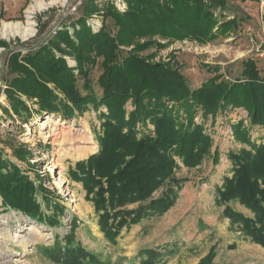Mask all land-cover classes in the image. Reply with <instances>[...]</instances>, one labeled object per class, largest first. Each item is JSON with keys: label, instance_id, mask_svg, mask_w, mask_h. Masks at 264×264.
Segmentation results:
<instances>
[{"label": "trees", "instance_id": "trees-1", "mask_svg": "<svg viewBox=\"0 0 264 264\" xmlns=\"http://www.w3.org/2000/svg\"><path fill=\"white\" fill-rule=\"evenodd\" d=\"M123 1L125 8L119 10L111 0H83L75 20L51 31L35 47L14 50L0 40V46L8 47L10 75L4 89L7 104H1L4 116L18 119L22 125L43 114L68 121L81 117L90 106L96 111L99 126L92 130L98 148L75 163L73 177L82 183L85 198L93 204L96 225L112 242L121 228L173 205L175 190L181 188L174 176L180 163L193 168L214 146L211 159L217 163L218 146L206 130V121L215 125L230 111L242 109L249 126H264V71L254 58L243 59L240 77L230 81L218 73V67L204 65L214 75L192 88L174 56L153 61L155 53L142 54L149 47L166 46L155 37L200 44L226 37L237 21H220L214 12L223 10L226 0ZM93 14L102 18L97 28L88 23ZM108 18L113 20L115 32L107 29ZM97 63L102 68L96 80L99 95L90 90L88 78ZM78 79L87 92L79 90ZM229 126L233 138L244 147L227 152L231 173L214 185L215 197L243 238L264 248V142L251 141L242 121ZM12 150L14 158L27 168L21 169L0 151L2 205L58 226L65 207L43 185V178L30 163L31 151L24 145ZM31 170L34 180L28 174ZM165 184L161 196L152 198ZM37 193L44 194L42 200L50 213L42 212ZM231 200L249 209L252 216L231 209L227 204ZM133 203L140 204L128 209ZM72 218L64 244L56 242L47 249V256L57 264H106L77 243L78 221L74 215ZM138 255L146 259L137 264H166L161 254L147 249ZM212 257L210 251L197 264H211Z\"/></svg>", "mask_w": 264, "mask_h": 264}, {"label": "rangeland", "instance_id": "rangeland-1", "mask_svg": "<svg viewBox=\"0 0 264 264\" xmlns=\"http://www.w3.org/2000/svg\"><path fill=\"white\" fill-rule=\"evenodd\" d=\"M37 1L42 6L34 8ZM82 1L0 0V40L9 49L23 50L61 25L75 20L81 14ZM117 1L123 4L122 9L117 7ZM226 1L223 10L214 9L220 21L229 18L237 21V27L226 37L203 44L188 39L168 42L155 37L157 42L166 43V46L158 50L149 47L142 54L155 53L153 61H164L174 56L192 88L214 75L204 65L218 67V73L229 81L240 77L242 60L248 57L254 58L258 68L264 71V0ZM111 2L117 9L124 10L123 0ZM4 22H32L34 31L25 37L14 33L4 35L1 32ZM101 22L98 14L88 19L94 28L99 27ZM105 25L109 31L115 32L112 19L108 18ZM8 47L0 46V151L21 169H26L27 164L17 161L12 150L13 147L26 146L32 154L30 163L43 178V185L53 192L52 195L58 198L65 211L58 226H49L3 206L0 198V264H57L46 252L58 241L64 244L63 236L71 229L72 215L78 221L74 231L77 243L106 264H137L146 259L138 255L146 249L161 254L166 264H197L210 251L213 252L211 264H264V248L243 238L241 232L224 216V205L218 203L214 191V185L221 183L220 176L230 169L227 152L244 147L233 138L229 123L242 121L254 143L264 142V126H249L245 119L246 112L242 109L230 111L220 117L215 125L206 121V130L213 135L220 153L217 163L213 164L210 155L193 168L180 163L174 176L181 181V188L175 190L173 205L161 214L146 216L121 228L115 240L108 241L96 225L97 216L92 202L85 198L82 183L73 177V173L77 172L75 163L90 155L93 147L98 148L92 130L93 126H99L96 111L90 106L81 117L68 121L43 114L32 117L28 124L22 125L18 119L4 116L1 104H7L4 89L10 77ZM67 60L70 65L74 64L72 59ZM101 70L97 63L88 74L90 90L96 95L101 91L96 82ZM3 77L6 87L2 90ZM78 88L82 93L87 92L82 79H78ZM126 108L130 109L131 105ZM99 110L105 111V108L100 107ZM55 158L59 161V167L54 172ZM46 172L49 177H46ZM28 174L32 180L35 179L34 170ZM166 185L156 190L152 198L161 196ZM36 196L42 212L50 213L51 210L45 207L42 200L44 194L37 193ZM139 204L133 203L127 208H136ZM227 204L245 216H252L251 212H246L249 209L236 200Z\"/></svg>", "mask_w": 264, "mask_h": 264}, {"label": "bare ground", "instance_id": "bare-ground-1", "mask_svg": "<svg viewBox=\"0 0 264 264\" xmlns=\"http://www.w3.org/2000/svg\"><path fill=\"white\" fill-rule=\"evenodd\" d=\"M42 6V3L40 1H37L35 4H34V8H38ZM2 33L4 35L6 34H10V33H14V34H18L19 36L21 37H25V36H28L30 34H32V32L34 31L33 27H32V22H27L26 24H23L21 22H7V23H3L2 24ZM97 150V147H93L92 149H90L91 153H94L95 151ZM53 167H54V172L55 170L59 167V161L57 158H55L53 160Z\"/></svg>", "mask_w": 264, "mask_h": 264}, {"label": "crops", "instance_id": "crops-1", "mask_svg": "<svg viewBox=\"0 0 264 264\" xmlns=\"http://www.w3.org/2000/svg\"><path fill=\"white\" fill-rule=\"evenodd\" d=\"M214 147H215V146H214ZM214 147L211 148V151H210V154H209L210 156H211V154H212V152H213V150H214ZM219 154H220V153H218V155H219ZM230 169H231V165H230ZM230 169H228V170L226 169V174L223 173V174L220 176V178H222V177L225 176V175H230V173H231V172H230ZM246 212H249V213H247V214H250V211H249V210H247Z\"/></svg>", "mask_w": 264, "mask_h": 264}, {"label": "built area", "instance_id": "built-area-1", "mask_svg": "<svg viewBox=\"0 0 264 264\" xmlns=\"http://www.w3.org/2000/svg\"><path fill=\"white\" fill-rule=\"evenodd\" d=\"M117 7L119 8V9H122V7H123V4L120 2V1H117ZM262 54V53H261ZM4 77L1 79V85H3L5 82H4ZM6 87V84H4L3 86H2V90H3V88H5Z\"/></svg>", "mask_w": 264, "mask_h": 264}, {"label": "water", "instance_id": "water-1", "mask_svg": "<svg viewBox=\"0 0 264 264\" xmlns=\"http://www.w3.org/2000/svg\"><path fill=\"white\" fill-rule=\"evenodd\" d=\"M47 35V34H46ZM46 36L43 38L39 39L37 42H35L31 47H35L37 44H39Z\"/></svg>", "mask_w": 264, "mask_h": 264}]
</instances>
